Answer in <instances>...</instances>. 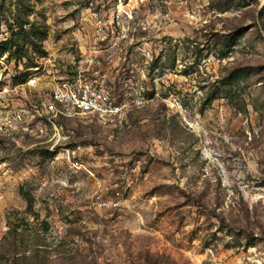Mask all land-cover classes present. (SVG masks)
I'll list each match as a JSON object with an SVG mask.
<instances>
[{
    "label": "rangeland",
    "instance_id": "rangeland-1",
    "mask_svg": "<svg viewBox=\"0 0 264 264\" xmlns=\"http://www.w3.org/2000/svg\"><path fill=\"white\" fill-rule=\"evenodd\" d=\"M27 22L120 111L0 135V264H264V0H0Z\"/></svg>",
    "mask_w": 264,
    "mask_h": 264
},
{
    "label": "built area",
    "instance_id": "built-area-1",
    "mask_svg": "<svg viewBox=\"0 0 264 264\" xmlns=\"http://www.w3.org/2000/svg\"><path fill=\"white\" fill-rule=\"evenodd\" d=\"M47 57L36 58L37 66L31 68L25 67V59L0 58V135L41 137L47 125L58 130L60 117L106 121L119 113L103 82L90 81L78 70L72 75L68 66L57 68L56 59Z\"/></svg>",
    "mask_w": 264,
    "mask_h": 264
},
{
    "label": "trees",
    "instance_id": "trees-1",
    "mask_svg": "<svg viewBox=\"0 0 264 264\" xmlns=\"http://www.w3.org/2000/svg\"><path fill=\"white\" fill-rule=\"evenodd\" d=\"M18 26L17 33H14L15 30L10 27V37L0 41V58L8 54L9 57L15 58L17 63L25 59L26 68L35 67L37 66L36 56L39 58L48 56L44 45L47 39L46 32L35 22L19 23Z\"/></svg>",
    "mask_w": 264,
    "mask_h": 264
}]
</instances>
